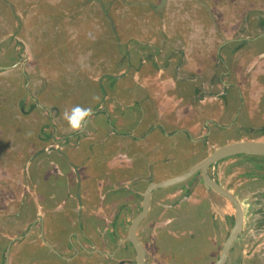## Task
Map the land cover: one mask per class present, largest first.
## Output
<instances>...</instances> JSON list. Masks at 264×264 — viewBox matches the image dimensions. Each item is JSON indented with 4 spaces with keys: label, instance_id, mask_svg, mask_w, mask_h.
<instances>
[{
    "label": "rangeland",
    "instance_id": "obj_1",
    "mask_svg": "<svg viewBox=\"0 0 264 264\" xmlns=\"http://www.w3.org/2000/svg\"><path fill=\"white\" fill-rule=\"evenodd\" d=\"M151 1L153 5L146 6L140 4L146 0H0V264H29L27 253L31 249V234L15 238L28 231L30 222L27 216H21V220L15 213L20 200L29 198L31 157L49 145V142H42L44 136L53 134L54 138L58 135L65 139L68 134L77 133L63 118L65 110L70 111L76 105L91 110L96 105H103L109 110L117 103L120 109L116 114H119L121 109L126 108L124 104L131 102L127 97L135 90L131 100L137 103L140 120L145 114L140 103L149 96L142 88H147L153 94L150 95L152 107L148 104L149 98L144 103L148 104L145 108L168 109L179 104L180 118L204 117L207 107L204 109L201 106L194 109L188 107L183 115L186 102L170 96L172 88H176L174 77L189 87L187 91L195 85L207 95H212L217 89L222 91L224 86L216 82L223 69L218 59L216 61L219 44L222 39L233 37L238 32L247 36L256 35L260 20L264 19V0H169L159 14L153 9L158 0ZM263 45L256 43L254 47ZM251 47L248 45L246 49ZM18 57L21 60L16 65ZM240 61H235V76L223 81H237L246 94L253 90V96H247L251 104V118L245 122L241 120L235 127L239 129L238 133L243 134L253 128L257 134L264 128V107L259 110L264 92V83L260 80V72H264V58L255 61L244 58ZM41 88L46 95L39 101L37 90ZM131 88L133 90L128 91ZM28 89L38 103L33 107V99L30 98L20 108L19 100L26 97ZM177 90L184 91L182 87ZM203 104L208 106L213 103L211 99H206ZM262 104L264 106V102ZM48 114L49 119L46 118ZM48 120L50 126L44 128L43 124ZM88 123L91 124L90 132L94 128L101 131L91 133L98 141L94 138L90 140L88 136L92 135L85 128L78 131L79 139L88 138L83 143L87 149L85 157L89 155L92 144L94 153L112 158L110 153H117L118 139L123 135V131L113 136V132L107 133V126L110 131H115V115L109 118L107 111L99 110L94 118L91 116L88 119ZM71 139L65 152L70 153L77 146L75 138ZM52 144L56 146L60 142ZM48 148L49 154L42 155L37 163H58L55 157L61 155L56 153L55 148ZM53 149L55 152H51ZM147 149L152 152V148ZM194 154L192 158H187L189 164L179 171H184L194 159L202 156L199 151ZM74 155L70 156L76 162L78 154ZM164 159L167 157L160 158L159 162ZM44 172L41 171L42 176ZM146 185L147 182H142L135 186L144 190ZM135 186H132L133 189ZM28 204L29 201L25 206ZM122 225L118 223L121 233L117 241L125 237L129 222L123 228ZM72 238L75 244V237ZM49 240L53 247L62 244L46 237L45 241ZM153 240L155 244L151 242L149 246L151 264L198 261L194 258L199 254L192 252L191 245L183 249L189 259V262H183L182 256H178V251L174 249L157 253L156 239ZM204 241H201L202 248L206 245ZM168 242L171 247L181 246L172 239ZM238 257L231 256L233 259L228 264L238 261ZM258 259V255L249 253L242 257L240 264H261Z\"/></svg>",
    "mask_w": 264,
    "mask_h": 264
},
{
    "label": "flooded vegetation",
    "instance_id": "obj_2",
    "mask_svg": "<svg viewBox=\"0 0 264 264\" xmlns=\"http://www.w3.org/2000/svg\"><path fill=\"white\" fill-rule=\"evenodd\" d=\"M161 3L162 0H158L153 7L157 14L167 7L169 0H166L162 6ZM140 4L153 5L151 0H146ZM236 31L238 30L236 29ZM256 43L264 44V19L260 20L256 35L247 36L238 32L233 37L222 39L218 46L216 58V61L218 59V63L223 68L216 81L221 82L224 86L220 92L217 89L212 95H207L203 93V90L196 88V85L193 89L190 88L192 92H188L190 90L187 91L186 89L189 87L184 86L177 80V77H174L176 88H172L173 92L170 96L178 101L186 102V106L182 110L183 115L187 113L188 107L194 109L196 106H201L204 109L207 107L206 113L203 114L204 117L178 118L180 117L179 104L177 107L174 104L172 108H168L167 111L173 110L170 117H165L164 110L166 108L154 107L152 110L145 108L148 104H151L152 107L150 95L153 94L147 88H142L149 94L148 98L140 103L141 111L144 110L146 114L142 119L139 120L138 117L137 103L131 100L134 98L135 90L133 94L127 97L131 102H128L126 108L121 109L119 114H116L120 109L116 103L113 105L115 108L113 111L108 110L103 105H96L92 109L91 116L94 118L99 110L107 111L109 118L115 115V131H110L107 126V133L113 132L112 136L122 131L126 133V136L125 134L119 136L116 149L117 153L126 155L125 164L129 167L132 166V168H135L137 164L135 163L137 159H134L137 157L136 155L144 152L141 153L139 142H146L139 137L134 138L137 137L135 133L140 128L141 131H145L142 139H147V142L145 145L142 144L143 148H152L156 144L162 146L163 151L168 156L167 161L166 159L162 161L167 165L165 170L167 173L174 172L169 178L186 173L221 146L237 141L264 142V128L262 131L259 130L257 134L253 128L242 134L238 133L239 129L237 130L235 127L241 120L245 122L251 118V104L247 101V96L251 98L253 90L251 89L249 94H246L237 84V81H223L230 76L234 77L235 72L237 73L234 68L235 61L240 63V60L244 58L251 61L264 58V45L257 46L258 49H256L254 47ZM248 45L252 46L250 50L246 49ZM20 60L21 58H16V65L20 63ZM238 68L242 69L241 66ZM260 73H262L260 80L264 83V72ZM25 82L28 84L27 76ZM180 87L184 90L183 92L177 90ZM42 89L37 90L39 101L40 97L45 94ZM27 92L26 97L19 100L18 106L20 108L22 105L24 106L27 100L33 99V107L38 103L37 99L29 94V89L26 90ZM263 97L264 92L262 102L259 103V110L264 107L262 104L264 102ZM149 98L150 102L144 104ZM206 99H211L213 104L205 106L203 101ZM131 108L132 110H129ZM46 118H50L49 114ZM88 119L82 129L85 128L87 132H90L91 124L88 123ZM43 125L44 128L49 127V120ZM98 127L102 128L100 125ZM95 130L97 133L101 131L100 128H94L90 132L92 136H88L90 140L94 138L95 134L91 133H95ZM78 134H80L78 131L68 134L65 139L58 135L54 138L53 134H46L45 140L42 142H49V145L36 151L31 157V161L29 160V198L20 200L15 215L20 219L21 216H27L26 218L30 223L28 231L17 236L15 240L23 238L27 233L31 234L29 246L37 256H35L36 259L35 257L31 258L33 261L31 264H80V261L82 264H137L135 248L126 238L132 220L142 211L144 192L153 181L147 185L145 190H140L138 187L133 189L129 184L115 183L113 179L115 171L111 168V164L117 153L112 151L110 153L112 158H107L103 154L99 155L98 152L97 154L94 153L93 150L95 149L91 144L90 153L85 157V153L79 154L76 151L80 148L87 152L86 145L83 143L88 138L80 135L83 138L79 139ZM71 138H75L74 142L77 143V146L75 149L69 147L70 153L65 152L64 149L67 147L68 141L72 142L73 140ZM94 139L98 141L97 138ZM126 139L132 140V144L125 143ZM56 141H59L60 145L54 146L52 144ZM184 145L198 147L195 150L199 151L202 156L198 157L199 159H194L193 163L187 166L184 171H179L180 163L185 164L184 166L189 164L187 158H192L196 152L192 151V147L187 152L185 148H182V152H180L182 155L178 156V147H184ZM48 147L55 148L56 153L61 155V157H55L58 159V163L53 161L37 163L42 155L49 154ZM55 149L51 152H55ZM76 153L78 155L75 162L71 156L74 157ZM129 154L133 155L131 159L127 158ZM59 162L61 163L59 164ZM147 162L148 159L142 154L143 170L151 172L154 166L147 164ZM161 168L163 169L164 166ZM169 168L172 170L170 171ZM42 169L45 170L43 176L41 175ZM207 174L234 196L243 211L242 230L231 248L226 264L233 259L231 258L233 255L239 257L238 261L234 260L232 264H240L242 257L249 253L258 255L260 257L258 261L264 264L262 257L264 256V155L240 154L227 157L209 165ZM27 201L29 204L25 206ZM127 221L129 227L126 235L117 241L121 233L119 231L121 230L120 225L118 230V223H122L123 228ZM235 222V204L228 197L209 188L204 181L203 171L200 169L182 182L152 191L148 213L140 224L137 234L145 246L146 264H151L149 246L151 242L155 244L153 239H156L157 253L164 249H174L178 251V256H182L183 262L185 260L189 262L183 249L191 245L192 252L199 255L194 258L198 261H190L189 264H215ZM105 227L108 229L105 230ZM103 228L104 230H102ZM141 232L143 233L142 236L140 235ZM46 237L51 238L57 244H62L60 247H53L50 240L45 241ZM72 237H75V244ZM170 239L174 243H181V246L171 247L168 242ZM178 239L182 241L180 242ZM202 240H205L204 248L201 246ZM185 244L186 246H184ZM8 249L10 250V247Z\"/></svg>",
    "mask_w": 264,
    "mask_h": 264
},
{
    "label": "water",
    "instance_id": "obj_3",
    "mask_svg": "<svg viewBox=\"0 0 264 264\" xmlns=\"http://www.w3.org/2000/svg\"><path fill=\"white\" fill-rule=\"evenodd\" d=\"M166 3V0H162L161 6ZM264 147V142L261 141H237L233 143H229L227 145L221 146L217 148L212 154H210L203 161L198 163L196 166L192 167L186 173L169 178L167 180L161 182H153L151 183L146 191L144 192L142 211L132 220L131 225L129 227L127 240H129L135 248L136 251V263L137 264H146V250L142 241L139 239L137 230L146 217L150 205L151 194L154 189L163 188L169 185H173L179 182H182L192 175H194L198 170L203 171L204 181L206 185L213 189L214 191L228 197L236 206V222L230 233V236L227 238L222 253L219 259L215 264H226L228 261L229 253L234 242L237 240L239 233L242 230L243 225V211L240 203L234 198V196L223 189L217 182L212 180L210 176L207 174V168L209 165L215 164L216 162L235 155L240 154H262L264 155V149L260 148ZM9 252V249H8ZM236 263V262H235Z\"/></svg>",
    "mask_w": 264,
    "mask_h": 264
},
{
    "label": "crops",
    "instance_id": "obj_4",
    "mask_svg": "<svg viewBox=\"0 0 264 264\" xmlns=\"http://www.w3.org/2000/svg\"><path fill=\"white\" fill-rule=\"evenodd\" d=\"M124 105L126 106L127 103ZM114 109L115 108H112L111 110H114ZM167 110H169V109H165L164 112L166 115H168V117H170L173 110H171V111H167ZM178 118H180V117H178ZM140 129L138 131H136L135 136H137V137H134V138L139 137L142 141L147 142V139H142V137L144 136L143 133L145 131L143 132V130L141 131ZM123 134H125V136H126L125 132H123ZM128 142H129V144H132V140L126 139L125 143H128ZM146 142L141 143V141H140L138 145H141V146H139V149H141L140 150L141 153L144 151L142 154L148 159L147 164H151L154 166L152 171L148 172V170H143L144 164L141 163V155L142 154L136 155L138 158L135 157L134 159H137V161L135 162L137 164H136L135 168H132V166L129 167L125 164L126 155L123 156L122 154L117 153L116 157L113 160L114 163L112 162V164H111V168H113V170L115 171V175H114L115 177H113L115 183H119L121 185L122 184H124V185L129 184L130 187L131 186L134 187L135 185L141 184L142 182H145V183L147 182V185H148L151 181L160 182L162 180H165V179L171 177L170 176L171 174H168L167 171L165 170L167 168V165L162 162V161H165V159L159 162L160 158L168 157L166 155V152L163 151L162 146H158L156 144L152 147V152H150V151L146 150L147 147H146V149L143 148V145H145ZM187 146H189V145H187ZM187 146L184 145V147H178V152H179L178 156L182 155V153H180V152H182V148H185V151L187 152V150H189L190 147H192V146H190V147H187ZM117 147H118V145L116 146V148ZM194 148H192V151L195 150ZM76 152L79 154L86 153L85 149L82 150L80 148ZM132 156H133L132 154H129L127 156V158L131 159ZM118 160H119V162H118ZM167 160L168 159H166V161ZM162 166H164L163 169L161 168ZM183 166L184 165H181V167H183ZM169 169H170V171L172 170V168H169ZM158 174H161V175L159 176ZM147 185L144 188V190L147 188ZM135 188L137 189L136 186H135ZM140 190H142V189H140ZM91 197H93V196H91ZM27 255H28V262H29V264H31L33 262V261H31V258L36 256L35 252L30 249L28 251ZM36 257H35V259H36Z\"/></svg>",
    "mask_w": 264,
    "mask_h": 264
},
{
    "label": "clouds",
    "instance_id": "obj_5",
    "mask_svg": "<svg viewBox=\"0 0 264 264\" xmlns=\"http://www.w3.org/2000/svg\"><path fill=\"white\" fill-rule=\"evenodd\" d=\"M92 115L91 108H85L76 105L71 108V110H65L63 112V118L67 120L69 126L74 131H79L84 126L86 120Z\"/></svg>",
    "mask_w": 264,
    "mask_h": 264
},
{
    "label": "bare ground",
    "instance_id": "obj_6",
    "mask_svg": "<svg viewBox=\"0 0 264 264\" xmlns=\"http://www.w3.org/2000/svg\"><path fill=\"white\" fill-rule=\"evenodd\" d=\"M260 148H263L264 149V147H260Z\"/></svg>",
    "mask_w": 264,
    "mask_h": 264
}]
</instances>
